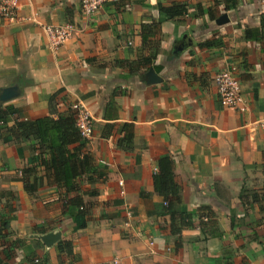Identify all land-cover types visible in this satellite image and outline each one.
Wrapping results in <instances>:
<instances>
[{
	"label": "crops",
	"instance_id": "obj_1",
	"mask_svg": "<svg viewBox=\"0 0 264 264\" xmlns=\"http://www.w3.org/2000/svg\"><path fill=\"white\" fill-rule=\"evenodd\" d=\"M174 2L186 4V15L161 22L151 67L134 66L142 25L159 18V4ZM226 6L115 0L88 17L79 0H17L15 18L0 17V93L17 90L0 107L37 119L79 103L93 117L84 151L97 165L79 182L86 225L75 229L66 190L40 175L25 190L21 171L33 143L0 141V264H264V0ZM62 22L77 30L53 50L43 26ZM215 40L221 46L205 45ZM150 68L160 81L144 80ZM227 68L240 79L243 111L219 101L214 77ZM125 123L134 125L131 150L117 145ZM165 155L181 187L174 210L208 206L216 215L204 234L198 217L180 236L170 231L153 184ZM48 232L61 237L46 245ZM63 240L74 257L59 250Z\"/></svg>",
	"mask_w": 264,
	"mask_h": 264
},
{
	"label": "trees",
	"instance_id": "obj_2",
	"mask_svg": "<svg viewBox=\"0 0 264 264\" xmlns=\"http://www.w3.org/2000/svg\"><path fill=\"white\" fill-rule=\"evenodd\" d=\"M227 9L235 8L239 0H224ZM159 18L141 28L142 44L137 51L135 65L151 67L159 51L160 24L163 20L177 19L187 13V6L181 2L170 5L159 4ZM248 32V31H247ZM247 37H250L247 33ZM207 46H221L220 40L206 42ZM132 69L133 67L130 66ZM54 96V95H53ZM20 110L13 104L0 107V141H29L33 143L34 154L22 168L21 175L25 183V190L31 191L37 180V175L49 186H55L67 191L64 195V206L67 208L75 229L86 225V211L83 195L78 190L79 182L84 176L88 180L97 172L96 162L86 149L87 138H84L76 124L75 111L69 108L57 117L45 116L37 119H20ZM112 128L106 125L105 129ZM132 123L123 124V135L117 145L123 149L133 148ZM109 133V132H108ZM106 136V131L103 134ZM108 135V134H107ZM174 161L170 155L160 157L156 161L153 175L154 189L162 197V214L170 218V231L173 235L180 236L185 229L195 227V218L198 217V226L204 234L207 227L217 225L216 215L208 206H201L195 213L188 212L184 207L181 211L174 210L175 204H182L181 187L174 179ZM70 193H73L70 195ZM5 194V193H2ZM70 195V196H69ZM6 225L4 219L3 226ZM177 243L176 246H179ZM58 248L69 258L74 257L70 241H60Z\"/></svg>",
	"mask_w": 264,
	"mask_h": 264
},
{
	"label": "built area",
	"instance_id": "obj_3",
	"mask_svg": "<svg viewBox=\"0 0 264 264\" xmlns=\"http://www.w3.org/2000/svg\"><path fill=\"white\" fill-rule=\"evenodd\" d=\"M113 1L115 0H79V3L82 13L89 17L97 13L106 3ZM16 11L17 0H1L0 17L12 20L16 16ZM43 30L47 36L50 48L56 50L74 36L77 28L70 22H62L45 24ZM214 81L222 106L235 108L240 111L245 109L240 79L236 75L234 68L221 70L215 75ZM72 109L75 111L76 124L81 135L84 138H89L93 131V117L79 103L74 104ZM261 124L264 126V120ZM128 215L130 216V214Z\"/></svg>",
	"mask_w": 264,
	"mask_h": 264
},
{
	"label": "water",
	"instance_id": "obj_4",
	"mask_svg": "<svg viewBox=\"0 0 264 264\" xmlns=\"http://www.w3.org/2000/svg\"><path fill=\"white\" fill-rule=\"evenodd\" d=\"M227 20H228L227 15H223L221 18L218 19V23L223 24L227 22ZM144 80L147 83H154L160 81V78H158L154 70L150 68L148 72L145 74ZM16 95H17L16 87L5 88L0 93V102H5L7 100H10ZM60 237H61L60 232H48L41 237V240L44 244L51 245L56 241H58Z\"/></svg>",
	"mask_w": 264,
	"mask_h": 264
}]
</instances>
